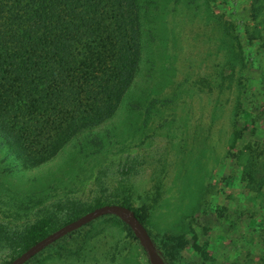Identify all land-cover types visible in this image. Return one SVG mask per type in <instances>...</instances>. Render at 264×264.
I'll return each instance as SVG.
<instances>
[{"label":"rangeland","instance_id":"374dc122","mask_svg":"<svg viewBox=\"0 0 264 264\" xmlns=\"http://www.w3.org/2000/svg\"><path fill=\"white\" fill-rule=\"evenodd\" d=\"M136 6L138 66L108 121L28 168L0 145V264L125 197L174 264H264V0ZM141 253L105 216L26 264H144Z\"/></svg>","mask_w":264,"mask_h":264},{"label":"trees","instance_id":"16d2710c","mask_svg":"<svg viewBox=\"0 0 264 264\" xmlns=\"http://www.w3.org/2000/svg\"><path fill=\"white\" fill-rule=\"evenodd\" d=\"M136 3L0 0V145L24 168L42 164L75 136L97 130L116 111L140 56ZM121 201L148 229V213L135 210L127 197ZM154 243L174 264V256ZM141 256L149 264L143 250Z\"/></svg>","mask_w":264,"mask_h":264},{"label":"water","instance_id":"95a60500","mask_svg":"<svg viewBox=\"0 0 264 264\" xmlns=\"http://www.w3.org/2000/svg\"><path fill=\"white\" fill-rule=\"evenodd\" d=\"M105 216L118 219L130 229L141 250L145 253L149 264H168L158 251L144 223L136 217L134 210L118 203L103 204L95 207L78 218L60 226L29 246L7 264H26L55 242Z\"/></svg>","mask_w":264,"mask_h":264}]
</instances>
